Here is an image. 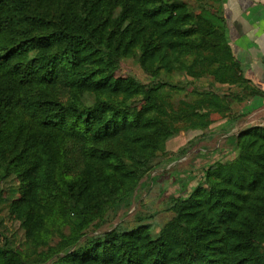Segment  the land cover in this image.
Segmentation results:
<instances>
[{"label": "trees", "instance_id": "obj_1", "mask_svg": "<svg viewBox=\"0 0 264 264\" xmlns=\"http://www.w3.org/2000/svg\"><path fill=\"white\" fill-rule=\"evenodd\" d=\"M226 32L220 8L184 0H0V182L19 181L24 231L21 249L0 229V264H264L262 126L235 135V158L209 164L157 232H97L170 137L229 115L218 85L257 89ZM129 57L151 83L115 76Z\"/></svg>", "mask_w": 264, "mask_h": 264}, {"label": "rangeland", "instance_id": "obj_2", "mask_svg": "<svg viewBox=\"0 0 264 264\" xmlns=\"http://www.w3.org/2000/svg\"><path fill=\"white\" fill-rule=\"evenodd\" d=\"M184 1L190 4L196 14L203 10L220 8L225 19L223 0ZM227 41L229 43L228 37ZM115 76L119 78L134 76L146 84L153 81L135 57L120 60ZM190 78L176 76V80L181 82L186 79L191 80ZM187 85V83L179 84L184 90L183 94L177 95L173 100L183 98L189 92L191 85ZM217 90L233 96L229 115L215 113L211 116L208 127L187 128L170 137L165 142L164 149L157 152L146 166V169H152L143 178L136 191L117 209L116 214L107 217L101 223L97 232L113 230L120 225L128 228L141 223L152 224L154 231L157 232L174 216L176 203L186 197L197 185L209 164L232 161L235 158V135L248 127H264V103L258 102L263 93L251 85H218ZM230 116L235 117L231 122L234 124L231 129ZM18 196V179L12 178L0 182V229L16 244H21L24 231L21 224L10 216L12 198ZM58 242L59 238H55L52 245ZM22 245L23 242L21 249Z\"/></svg>", "mask_w": 264, "mask_h": 264}, {"label": "crops", "instance_id": "obj_3", "mask_svg": "<svg viewBox=\"0 0 264 264\" xmlns=\"http://www.w3.org/2000/svg\"><path fill=\"white\" fill-rule=\"evenodd\" d=\"M223 4L231 54L245 78L263 93L258 102L264 103V0H223Z\"/></svg>", "mask_w": 264, "mask_h": 264}]
</instances>
